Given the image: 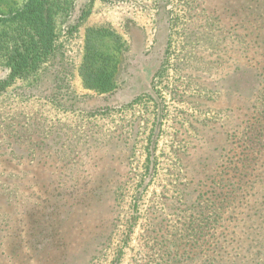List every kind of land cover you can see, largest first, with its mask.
Returning a JSON list of instances; mask_svg holds the SVG:
<instances>
[{"label":"rangeland","instance_id":"1","mask_svg":"<svg viewBox=\"0 0 264 264\" xmlns=\"http://www.w3.org/2000/svg\"><path fill=\"white\" fill-rule=\"evenodd\" d=\"M51 1L40 68L0 59V264H264V0Z\"/></svg>","mask_w":264,"mask_h":264},{"label":"trees","instance_id":"2","mask_svg":"<svg viewBox=\"0 0 264 264\" xmlns=\"http://www.w3.org/2000/svg\"><path fill=\"white\" fill-rule=\"evenodd\" d=\"M56 14L55 5L51 0H27L23 10L14 19L15 24L11 29L5 31L6 28L0 27V59L6 61L11 67L13 78L29 77L53 52L56 39ZM93 50L91 46L88 51L92 53ZM86 59L92 64L84 65L81 70L85 87L99 92L110 91L114 85V74L94 67L96 64L95 55L89 54ZM4 90L5 85L0 84V92ZM257 121L258 119L253 123H257ZM240 148L242 149V146ZM246 150L242 149L235 153L237 162L234 165V172L236 178L241 177L243 172L249 169L246 154L248 151ZM236 184L240 183L237 181ZM55 248H59L58 252L61 255L65 254L66 248L61 244H56Z\"/></svg>","mask_w":264,"mask_h":264}]
</instances>
